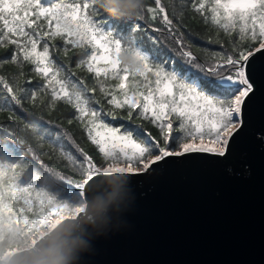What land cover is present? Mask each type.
<instances>
[{"label":"snow or ice","instance_id":"1","mask_svg":"<svg viewBox=\"0 0 264 264\" xmlns=\"http://www.w3.org/2000/svg\"><path fill=\"white\" fill-rule=\"evenodd\" d=\"M154 4L155 7L146 6L137 17L129 20L103 15L101 5L96 7L90 0L83 4L64 0H49L48 3L44 0H0V43L7 41L15 45L13 62L22 56L23 61L35 66V72L45 80L43 87L51 89L53 102L63 98L73 105L88 138L106 160L118 166L115 169L106 167L102 170L105 174L148 178L173 162L222 163L232 156V146L249 132L252 105L258 92L260 98H264V89L258 84V76L264 81V0H198L192 4L202 15L207 10L210 17L205 16V19H210L228 35L238 29L232 51L216 54L219 63H201L185 43L180 25L170 18L161 0H154ZM97 16L100 19H95ZM157 17L163 27L155 26ZM41 20L46 21L47 31L38 23ZM113 21L129 22L127 31L106 30V22ZM145 30L143 38L153 46L166 44L171 39L176 46L175 54L201 75L193 76L189 71L178 74L176 68L166 66L155 47H140L141 41L135 33ZM56 37H61L65 45H89L92 51L81 64L86 63L87 71L95 77L110 76L118 81L112 91L103 81H97L107 104L114 109H127L130 121L150 120L159 130V139L146 131L141 139L131 131L122 132L106 124L100 111L90 107L85 96L86 92L96 89H89L82 81L62 79V69L51 59L49 43L44 42L41 50L43 41ZM123 42L128 45L124 49L127 55L139 65L136 71L121 66L119 55ZM0 84L12 102L22 103L23 89L2 78ZM35 99L36 93H32L30 102ZM106 114L112 116L113 112ZM0 135H11V127L0 126ZM257 136L264 140V133ZM16 151L14 143L0 144V154L4 156L16 155ZM82 155L84 162L81 164L71 156L68 159L95 183L99 166L86 154ZM77 194L83 195L82 192Z\"/></svg>","mask_w":264,"mask_h":264},{"label":"trees","instance_id":"2","mask_svg":"<svg viewBox=\"0 0 264 264\" xmlns=\"http://www.w3.org/2000/svg\"><path fill=\"white\" fill-rule=\"evenodd\" d=\"M44 2L48 3L49 0ZM64 2L83 4L85 0ZM90 2L99 7V0ZM194 2L198 3V0H161L170 18L180 25L185 43L190 46L198 60L201 63H219L216 54L232 51V44L238 39V29L228 35L223 29L213 25L210 19H205V16L210 17L207 10L202 15L192 8ZM146 6L155 7L154 0H147ZM100 12L109 16L103 9ZM145 15L149 16L147 13ZM148 22L152 23L151 20ZM38 23L44 26L43 31L48 30L45 20ZM154 23L157 27H163L159 17ZM128 24L129 22L113 21L106 22L105 27L106 30L118 29L123 33L127 31ZM146 31L135 33L141 41L140 47H155L156 54L165 61L166 66L176 68L178 74L189 71L193 76L201 75L175 54L176 46L171 39L166 44L153 46L148 39L143 38ZM44 42L49 43L51 59L62 69V79L76 83L82 81L89 89H96L95 92H86L85 96L89 99L90 107L100 111L106 124L119 128L122 132L131 131L141 139L144 138V131L159 139V130L150 120L130 121L127 118V109H114L107 104V98L100 91L97 81H103L109 91L113 90L118 81L110 76L95 77L94 73L87 71L86 63L81 64L92 51L89 45H65L61 37H56L43 41L41 50ZM244 46H247V42ZM127 47V43L123 42L119 59L127 55L124 50ZM15 50V45L7 41L0 43V78L24 90L22 103L17 105L8 97L3 84H0V126L11 127V135H0V144L14 143L17 150L16 155L11 157L0 154V264H7L16 252H28V249L33 248L58 223L84 210L87 203L83 195L77 194L80 192L77 188L90 176L74 166L69 161V156L77 164H81L84 162L82 153L86 154L99 166L96 173L106 167H118L106 160L98 146L88 138L85 125L77 119L78 113L73 105L63 98L53 102L51 89L43 87L45 80L35 72V66L23 61L22 56L15 62L12 61ZM121 66L124 64L121 63ZM129 80H132L131 76ZM32 93H36V99L30 102ZM107 111H112L113 115H107ZM133 116L135 118V113ZM227 160L230 166L247 173V168L242 163L243 155L239 151L233 152ZM132 178L143 181L145 176ZM70 188L73 190L70 191Z\"/></svg>","mask_w":264,"mask_h":264},{"label":"water","instance_id":"3","mask_svg":"<svg viewBox=\"0 0 264 264\" xmlns=\"http://www.w3.org/2000/svg\"><path fill=\"white\" fill-rule=\"evenodd\" d=\"M258 84L264 89L259 76ZM252 113L249 132L232 146L243 155L247 173L228 160H185L143 181L131 177L132 186L103 171L95 183L90 176L77 188L87 205L97 196L112 203L107 227L99 220L96 226L82 224L90 247L73 264H264V140L257 136L264 133V98L259 92ZM38 242L28 252L14 253L7 264H25Z\"/></svg>","mask_w":264,"mask_h":264},{"label":"clouds","instance_id":"4","mask_svg":"<svg viewBox=\"0 0 264 264\" xmlns=\"http://www.w3.org/2000/svg\"><path fill=\"white\" fill-rule=\"evenodd\" d=\"M99 4L109 16L131 20L137 17L140 11L146 7L147 0H99ZM120 62L132 71H136L139 67L137 61L129 55L122 56ZM112 175L123 179L126 185L132 186L131 177ZM93 200L95 203L90 206L94 208V212H90V206L85 205L81 214L61 225H57L56 228L47 233L44 242H38V246L33 250L32 257L25 264H73L80 251L90 247L89 241L84 239L83 236L87 229L82 224L87 223L96 226L99 220L101 225L107 227L108 220L105 214L108 212L112 201H104L99 196L94 197ZM81 217H83V221ZM78 230L80 234H76Z\"/></svg>","mask_w":264,"mask_h":264},{"label":"rangeland","instance_id":"5","mask_svg":"<svg viewBox=\"0 0 264 264\" xmlns=\"http://www.w3.org/2000/svg\"><path fill=\"white\" fill-rule=\"evenodd\" d=\"M101 67H103L104 65H100ZM100 171H102V170H100ZM98 173V172H97Z\"/></svg>","mask_w":264,"mask_h":264}]
</instances>
